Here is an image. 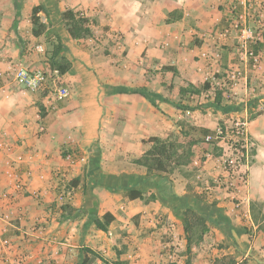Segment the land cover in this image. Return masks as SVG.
<instances>
[{
  "label": "crops",
  "instance_id": "crops-1",
  "mask_svg": "<svg viewBox=\"0 0 264 264\" xmlns=\"http://www.w3.org/2000/svg\"><path fill=\"white\" fill-rule=\"evenodd\" d=\"M40 1L51 26L40 13L46 27L34 36L31 9ZM253 5L255 68L241 48L231 0H0V73L54 70L58 39L67 51L55 60L69 63L59 80L70 93L47 104L48 92L0 78V264H105L98 257L264 264L263 234L250 213L257 202L264 215V0ZM65 10L94 19L92 36L72 39L60 18ZM204 83L200 94L180 95ZM236 120L247 121L255 153L245 185L227 175L220 149L204 143L169 174H148L133 162L149 137L180 140L184 123L214 132ZM11 160L27 173L21 192L6 174ZM216 178L237 191L215 188ZM131 190L143 199H128ZM191 206L207 218L208 232L187 251L179 217ZM106 213L114 219L102 231L94 220Z\"/></svg>",
  "mask_w": 264,
  "mask_h": 264
},
{
  "label": "trees",
  "instance_id": "trees-1",
  "mask_svg": "<svg viewBox=\"0 0 264 264\" xmlns=\"http://www.w3.org/2000/svg\"><path fill=\"white\" fill-rule=\"evenodd\" d=\"M43 13L46 17L48 26H51L49 20V13L42 1L37 6L31 9L30 21L33 25V35L39 36L45 30V24L40 20L39 14ZM172 13L169 15L167 21H171ZM61 20L67 27L68 34L74 40H81L92 36V25L95 24V20L83 15L79 11L65 10L60 15ZM57 39V38H56ZM67 51L66 47L60 45L58 39L57 43L53 45V51L50 59L51 67L58 72L63 74L69 69V63L65 60L57 61L58 52L60 50ZM164 69H170L164 67ZM54 70H49L53 72ZM208 84L204 83L200 87H195L189 84L186 87L180 89V95H198L202 91L207 90ZM180 134L189 138L187 142H179L172 138L161 139L156 136L149 137L146 140H142L143 144H147L149 147L142 157L135 159L133 162L146 168L148 174L159 175L161 173L169 174L171 171L180 166L187 165L190 163L193 156L192 148L200 143H204L211 149H218L216 147L217 140L212 142H206L205 138L208 135H213L214 132L206 129L196 127L187 123L181 125ZM219 150V149H218ZM219 151L216 155H219ZM251 156H254V150L251 149ZM253 161V158L251 162ZM130 200L143 199L141 193L137 190H131L126 194ZM254 203L250 204V213L253 222L257 225L258 231L263 234L264 241V218L261 222H257L255 215L253 214ZM180 221L183 225L184 236L186 239V249L189 251L192 246H198L203 240L204 235L208 232L207 218L204 217L200 211L195 207H188L181 211ZM113 216L110 213L104 214L101 218L96 217L94 224L96 228L102 231L107 230V226L113 221ZM94 254V253H93ZM105 264H125L121 261L108 262L107 260L98 257ZM84 261L83 264H86ZM217 264V261L216 263ZM227 264H235V261L230 260ZM239 264H247L246 261H242Z\"/></svg>",
  "mask_w": 264,
  "mask_h": 264
},
{
  "label": "built area",
  "instance_id": "built-area-1",
  "mask_svg": "<svg viewBox=\"0 0 264 264\" xmlns=\"http://www.w3.org/2000/svg\"><path fill=\"white\" fill-rule=\"evenodd\" d=\"M230 11L234 18V27L239 33V42L244 55L248 62H251V67L255 68L259 57L249 48V43L259 38L260 31L249 26V23L255 24L259 18L254 9L253 0H231ZM238 74V70L234 71L231 78L236 79ZM2 77L11 80L20 88L31 93L48 92L47 104L65 100L70 94L69 89L59 80V74L56 70L50 72L48 69L30 70L24 67L11 66L4 74L0 73V78ZM247 126L246 120H236L227 129L218 126L213 135H208L205 138L206 142L218 141L216 147L220 149V162L224 170L228 176L238 178L243 185L246 184L253 158L250 153L253 145ZM72 156L71 153H66L65 158L72 161ZM204 157H210V153H206ZM20 163L22 162L11 160L5 163V167L7 176L12 180V187L21 192L26 188L27 173L21 169ZM224 183L217 178L214 179L215 188L224 186L227 187V191H237L232 184ZM66 197L70 198L71 193L66 192Z\"/></svg>",
  "mask_w": 264,
  "mask_h": 264
},
{
  "label": "rangeland",
  "instance_id": "rangeland-1",
  "mask_svg": "<svg viewBox=\"0 0 264 264\" xmlns=\"http://www.w3.org/2000/svg\"><path fill=\"white\" fill-rule=\"evenodd\" d=\"M171 138L173 140H176V141H179V142H187L189 140V138H184V139H180L178 140V137L177 136H171ZM249 176V172H248V175L247 177ZM196 181V180H195ZM199 181V180H198ZM211 185L210 181H208V185ZM235 188V187H234ZM261 207H262V204L260 203H257V202H254V207H253V214L255 215L256 219H257V222L259 224V222H261L262 218H264V215L262 214L261 212ZM254 223V222H253ZM255 224V223H254ZM256 225V224H255ZM257 226V225H256ZM258 230V228H257Z\"/></svg>",
  "mask_w": 264,
  "mask_h": 264
}]
</instances>
